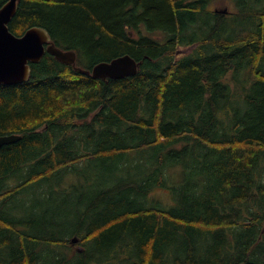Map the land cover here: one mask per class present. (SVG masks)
Returning <instances> with one entry per match:
<instances>
[{"label": "trees", "instance_id": "obj_1", "mask_svg": "<svg viewBox=\"0 0 264 264\" xmlns=\"http://www.w3.org/2000/svg\"><path fill=\"white\" fill-rule=\"evenodd\" d=\"M214 1L19 2L16 35L43 26L88 69L127 53L141 63L93 79L46 53L30 79L0 85V135L22 136L0 148V264H264V0L226 13ZM92 159L113 169L75 214L13 209ZM157 187L176 204L150 201Z\"/></svg>", "mask_w": 264, "mask_h": 264}, {"label": "water", "instance_id": "obj_2", "mask_svg": "<svg viewBox=\"0 0 264 264\" xmlns=\"http://www.w3.org/2000/svg\"><path fill=\"white\" fill-rule=\"evenodd\" d=\"M20 1L7 0L0 8V85L20 84L30 79L31 64L39 63L46 53L61 62L72 64L75 69L93 79H121L138 73L141 62L129 53L111 60H101L90 69L78 66L76 50L61 48L43 26L35 25L22 35H16L10 30L9 24L18 11ZM223 12H227V9ZM194 47H178L176 53H190ZM21 138L20 134L14 133L0 135V148L18 142ZM78 240L74 237L71 242L76 243Z\"/></svg>", "mask_w": 264, "mask_h": 264}, {"label": "rangeland", "instance_id": "obj_3", "mask_svg": "<svg viewBox=\"0 0 264 264\" xmlns=\"http://www.w3.org/2000/svg\"><path fill=\"white\" fill-rule=\"evenodd\" d=\"M238 1L241 0H216L211 4V8L222 9L228 8L229 10H235ZM259 4V3H258ZM264 5V2L259 4L260 7ZM154 33L153 35H155ZM184 47V46H182ZM82 64L87 65L89 62L86 58L79 60ZM114 162H104L99 160H85L78 164V170L76 168H70L62 174V179L46 182L44 191L36 192H23L15 198L12 203V207L16 212H19L21 216H25L30 211L38 212L40 215H44L47 219L50 218L52 212L63 211L71 212L75 214L79 208V202L81 198H90L100 189L108 185L104 176L110 167L113 169ZM184 168L182 164L173 166V171L170 173L171 184L178 185L183 181ZM12 185L15 183L14 179L9 181ZM149 200H160L167 207L174 206L176 199L173 197L172 192L162 187H157L150 191ZM61 222H67L63 217L58 218ZM75 215L72 216V223H75ZM73 228V226L71 227ZM26 229V228H24ZM74 249H78L75 248ZM72 249V250H74ZM72 250H69L73 252ZM74 250V251H75ZM76 258V257H74Z\"/></svg>", "mask_w": 264, "mask_h": 264}, {"label": "flooded vegetation", "instance_id": "obj_4", "mask_svg": "<svg viewBox=\"0 0 264 264\" xmlns=\"http://www.w3.org/2000/svg\"><path fill=\"white\" fill-rule=\"evenodd\" d=\"M79 241H80V240H79ZM79 241H78V242H79ZM78 242L75 243V248L78 247V249H77L78 251H80V250L83 251V247H82L81 245H78Z\"/></svg>", "mask_w": 264, "mask_h": 264}, {"label": "bare ground", "instance_id": "obj_5", "mask_svg": "<svg viewBox=\"0 0 264 264\" xmlns=\"http://www.w3.org/2000/svg\"><path fill=\"white\" fill-rule=\"evenodd\" d=\"M73 237H77V235H75V236H73ZM77 238H79V237H77ZM246 263V262H245Z\"/></svg>", "mask_w": 264, "mask_h": 264}]
</instances>
